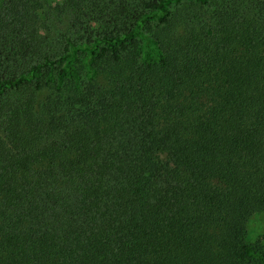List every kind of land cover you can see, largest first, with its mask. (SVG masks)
Returning a JSON list of instances; mask_svg holds the SVG:
<instances>
[{
  "label": "trees",
  "instance_id": "16d2710c",
  "mask_svg": "<svg viewBox=\"0 0 264 264\" xmlns=\"http://www.w3.org/2000/svg\"><path fill=\"white\" fill-rule=\"evenodd\" d=\"M259 213L264 0L0 4V264H264Z\"/></svg>",
  "mask_w": 264,
  "mask_h": 264
},
{
  "label": "rangeland",
  "instance_id": "374dc122",
  "mask_svg": "<svg viewBox=\"0 0 264 264\" xmlns=\"http://www.w3.org/2000/svg\"><path fill=\"white\" fill-rule=\"evenodd\" d=\"M6 0H0V4L3 2H5ZM45 1L46 4L52 6L53 8L58 6L59 3H62L63 0H42ZM56 16V15H55ZM55 18V20H57L56 17H52V19ZM55 31H59L61 29H64L66 27V19H63L61 21L57 20V24H52ZM77 46H75L74 50H77L81 53L84 52V54H88L90 52L91 49L86 48L84 41H77ZM246 237L250 240V241H255L256 239H259L260 237H262L264 235V214L259 213L256 215H253L249 218L247 225H246Z\"/></svg>",
  "mask_w": 264,
  "mask_h": 264
}]
</instances>
